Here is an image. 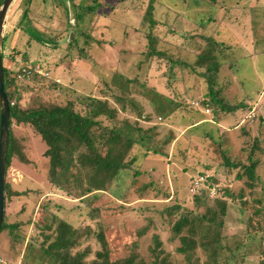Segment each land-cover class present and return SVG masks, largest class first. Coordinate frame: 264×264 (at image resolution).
I'll use <instances>...</instances> for the list:
<instances>
[{
	"label": "trees",
	"instance_id": "obj_1",
	"mask_svg": "<svg viewBox=\"0 0 264 264\" xmlns=\"http://www.w3.org/2000/svg\"><path fill=\"white\" fill-rule=\"evenodd\" d=\"M135 1V13L139 15L135 28L143 27L139 33L145 40L139 66L145 64L147 71H158L170 91L164 84L156 89L152 82L127 78L116 71L108 77L98 75L92 80L89 92L85 93L70 84L64 87L49 73L48 77L39 73L35 70L39 63L24 53L21 60L27 63L14 71L4 64V35L2 62L10 123L4 183L5 211L0 235L7 231L11 243L19 245L24 239L25 227L34 225L36 233L28 244L29 250H36L40 260L54 259L53 264H237L253 246L255 250L252 248L251 252L260 257L258 264H264V225L259 231H245V243L239 241L234 248L232 245L238 236L230 235L232 233L226 230L230 203H235L241 214L260 217L264 223V185L257 191L255 184L260 182L256 171L264 166L263 116L259 118L262 132L259 141L255 139L250 146L249 140L242 135L238 157L226 153L221 139L213 141L226 169V178L231 181L233 170H237L232 180L244 181L249 190L247 195L245 188L234 193L232 186L222 185L213 175H208L190 192L196 174L182 185L187 199L183 196L178 200L177 190L175 192L169 186L172 179L179 184L181 180L174 173L168 177L164 169L150 164L151 156L165 155L159 147L161 144H154L156 125L152 123V117L168 120L179 112L200 114L199 111L207 109L218 124L221 114L237 115L247 106V100L234 102L235 97L225 94L224 90H231L233 86L231 77L227 75L228 80H221L220 86L216 79L220 72L226 71L235 77L243 68L245 59L256 60L260 53H264L260 48L264 44V6H251L247 10L243 8L244 0H183L181 4L185 8L181 11L173 9V6H180L179 1L171 7L167 5L166 10L159 0ZM51 2L62 9L68 23L65 56L87 57L92 48V29H84L82 23L88 13H94L98 18L106 4L99 0ZM191 6L198 10L192 11ZM247 16L253 29L250 42L253 49L250 50L245 36L249 33L243 31L241 36L238 35ZM18 25L29 36L28 45L35 41L44 46L51 41L54 50L59 46L56 37L52 41L37 32L29 18L28 7ZM42 66L47 67L45 61ZM185 71L206 81L207 92L202 97L189 95V89L182 84ZM235 80L243 82L238 76ZM242 91L243 95L247 94L246 99H252L248 91ZM193 98L199 104L198 109L192 104ZM205 120L208 122L209 119L201 118L195 123ZM21 126L32 127L40 135L44 148L40 154V170L49 184V188H44L55 190L53 194L58 193L65 200L50 197L47 202L40 201L45 216L50 218L49 223L33 222L32 217L10 223L6 220L8 202L12 201L14 205L18 197L27 194L14 189L6 180L13 157L28 163L24 154V137H19L22 135ZM203 138L214 139L211 133ZM169 140L170 137H166L161 143L169 144ZM126 170H133L132 178L123 192L114 197L111 193L116 192L110 185L116 182L115 189L118 190L121 174ZM105 173L110 175L109 186L97 188L95 182ZM145 178L148 180L144 181ZM215 185L216 193L211 194L210 188ZM101 191L109 193L120 205L135 203L139 206L140 200L151 201L148 206L157 212L158 226L167 230V240L172 243L173 250L164 247L161 235L155 231L151 235L148 257L129 255L112 260L101 210L91 198V194ZM152 191L153 197H147ZM136 232L140 239L148 235L145 228ZM90 239L97 243L95 250L87 243ZM242 246L245 250L240 252L244 249Z\"/></svg>",
	"mask_w": 264,
	"mask_h": 264
},
{
	"label": "rangeland",
	"instance_id": "obj_2",
	"mask_svg": "<svg viewBox=\"0 0 264 264\" xmlns=\"http://www.w3.org/2000/svg\"><path fill=\"white\" fill-rule=\"evenodd\" d=\"M99 1L106 4V7L101 9V15H98V18H96L94 13H88L84 23H82L84 29H92V48L89 50L88 55H86L87 57L79 58L75 55L72 56V54H69V57L65 56L66 50L64 47L68 36V23L60 7L52 3L51 0H31L28 4L26 3L27 0H14L7 13L4 29V35L6 36L4 49L5 66L12 68L14 71L18 70L27 63L21 60L23 53L27 54L31 60L39 63L36 65L38 67L35 68L41 66L40 69L44 73H49L57 81L60 80L65 85L64 87L70 84L85 93L89 92L92 80L94 81L98 75L108 77L111 75V72L116 71L127 78L136 79L144 83L146 81L148 83L152 82L155 84L156 89H160L159 86L163 84L165 86V78L158 71H147L145 64L139 66V61L141 60L140 51L144 49L145 40H142L139 33L143 27L140 28L138 26L135 28L139 23V15L135 13L136 1ZM159 1L165 10L167 5L171 7V5H175L178 1L180 2V6H173V9H181L182 11L185 8L181 4L183 0ZM192 3L191 1L190 4ZM243 6V8H248L247 10L251 6H264V0H244ZM27 7L29 8V18L37 29V32L42 34L45 39L49 38L53 41L56 37L59 40V46L55 50V46L51 41L44 46H40L35 41H31L28 45L27 39L29 36L27 33L21 31L18 25L22 19L23 11ZM191 7H193L192 11L198 10L196 6ZM102 12L107 13L110 17L107 18ZM243 31H246V34L249 33L248 36L245 35L246 44L248 43L249 45L248 49H253L250 44L253 39V29L248 16L244 26L241 27V31H238V35L241 36V32ZM260 48L264 49V44ZM252 52L253 54L255 53L254 51ZM42 61H45L47 67L44 68L42 66ZM227 75L235 83L233 82L231 90H224L225 94L235 97L236 100L234 102L247 100V106L239 110L237 115L221 114L222 119H225H221L218 124L213 121L211 111L202 109V114L199 110L198 113L200 114L192 111H183L179 112L176 117L169 118L168 120L158 119V117L156 119L154 117H152L153 119L151 118L152 123L156 125L154 144H161L159 147L165 155L151 156L150 164L156 166L157 169H164L168 177L174 173L181 180V184H179L178 181L174 182L172 179L169 186L175 192L177 190L175 194L178 200L185 197L182 185L188 182L187 179L189 177H193L196 174L204 176L206 174L213 175L212 177H217V182L219 181L222 185L232 186L231 189L234 190V193H238L241 187L246 189L244 191L246 195L249 193V190L244 185V181L233 182L232 178L237 170H233L234 172L230 178L231 181H229V178H226V169L221 164L220 154L213 141L221 139L224 150L231 157H238V154L240 155L239 149L243 139L242 135L249 140L250 146L255 143V139L259 141V137L262 134L259 118L261 116L264 117V94L258 95V93L264 91V53H260L259 58L257 57L256 60L245 59L243 68L236 75L244 83H239V81L235 80L236 76L233 77L232 72L226 71V73L220 72L218 74V79H216L218 86H220L221 80H228ZM182 84L189 89V95H200L202 97L207 92L206 81L193 74L190 75L187 71L184 73ZM244 89L248 91L250 96H253V100L250 99L252 101L246 99L245 95L247 94L243 95L242 90ZM166 90L170 91V88L166 87ZM26 99H28V96ZM191 101L195 102L196 100L193 98ZM193 105L195 106L194 103ZM196 107L198 109V106ZM201 118L209 120L208 122L205 120L206 122L195 123ZM20 129L22 130V135L19 137H24V154L28 163L21 162L16 157H13L6 180L13 185L14 189L27 194L18 197L14 201V205L11 204L13 203L12 201L8 202L6 220L10 223L18 219L27 221L32 217L33 222L41 224L45 222L49 223L50 218L45 216L44 208L40 204V201L47 202L50 197H58L59 201L65 200L62 199L63 197L57 195L58 193L53 194L55 190L48 189L49 184L40 170V154H42V149H44L40 135L32 127L21 126ZM208 133L213 135V140L210 141L209 138H203ZM166 137H170L169 144H162V140ZM239 157L242 158L243 156ZM132 171L126 170V172H122L121 181L118 182V190L115 189L116 182L111 183L110 187H114L111 190L116 192L111 193V195L114 194L115 197L121 194L118 192H123L125 186L128 185L132 178ZM256 173L260 177V182H255L257 184V187L255 186L256 190L259 191L264 185V166L263 168L259 167ZM105 174L101 177V180L95 182L97 188L102 189V187L107 188L109 186L110 175L108 173ZM146 180L148 179L145 178L144 181ZM45 186L48 188H44ZM38 188H41V190ZM186 189L187 187H185V191ZM153 192L147 194V197H153ZM137 195L139 194L137 193ZM188 196H190L189 193ZM91 198L94 205L101 210L100 214L105 222L106 241L112 260L129 255L148 257L149 248L152 246L151 235L155 231L161 235L164 247L168 251L173 250L172 243L167 240L169 236L167 230L158 226L160 222L157 220V212L152 211L148 206L151 201L140 200L138 201L139 206H136L135 203L120 205L117 200L109 196V193L103 191L91 194ZM64 205L66 206V203ZM226 223L227 232L232 233L230 235L235 234L238 236V240L232 245L233 248L239 241L245 243V231H259L264 225L260 217L241 214L235 203L229 204ZM142 228L147 230L146 235H148L140 239L136 237V231ZM25 229L24 239L19 245L11 243L10 235L7 231L2 232L0 235V264H53L54 259L40 260L36 250L34 252H32L33 250H29L28 244L32 241L31 237L36 233V230L32 224L26 226ZM87 243H90L89 245L93 250L96 249L97 243L94 239H90ZM252 248L254 249L255 247L253 246ZM252 248L248 249V253H246L243 260L238 261L237 264H258L260 257L256 253L251 252ZM244 250L245 247L240 252Z\"/></svg>",
	"mask_w": 264,
	"mask_h": 264
},
{
	"label": "water",
	"instance_id": "obj_3",
	"mask_svg": "<svg viewBox=\"0 0 264 264\" xmlns=\"http://www.w3.org/2000/svg\"><path fill=\"white\" fill-rule=\"evenodd\" d=\"M14 0H3L0 5V228L5 211V168L9 145L10 106L4 90V70L2 62L4 29L6 17ZM71 10V7L69 6Z\"/></svg>",
	"mask_w": 264,
	"mask_h": 264
},
{
	"label": "built area",
	"instance_id": "obj_4",
	"mask_svg": "<svg viewBox=\"0 0 264 264\" xmlns=\"http://www.w3.org/2000/svg\"><path fill=\"white\" fill-rule=\"evenodd\" d=\"M35 70L36 71H38L39 73H42V74H44V75H46V76H48V73H44L40 68H35ZM24 72V71H23ZM195 104V106H199V104H198V102H192V104ZM206 111H207V109H206ZM208 177V174H206V176H204V175H197L194 179H193V181H192V186L189 188V191L190 192H192L196 187H198L202 182H204L205 180H206V178ZM216 189H217V185H215V186H212L211 188H210V192H211V194H214V193H216Z\"/></svg>",
	"mask_w": 264,
	"mask_h": 264
},
{
	"label": "crops",
	"instance_id": "obj_5",
	"mask_svg": "<svg viewBox=\"0 0 264 264\" xmlns=\"http://www.w3.org/2000/svg\"><path fill=\"white\" fill-rule=\"evenodd\" d=\"M59 80V79H58Z\"/></svg>",
	"mask_w": 264,
	"mask_h": 264
}]
</instances>
